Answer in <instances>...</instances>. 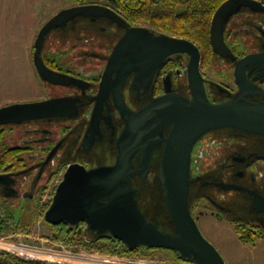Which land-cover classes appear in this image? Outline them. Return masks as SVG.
I'll use <instances>...</instances> for the list:
<instances>
[{
	"label": "water",
	"instance_id": "obj_1",
	"mask_svg": "<svg viewBox=\"0 0 264 264\" xmlns=\"http://www.w3.org/2000/svg\"><path fill=\"white\" fill-rule=\"evenodd\" d=\"M240 8L264 16L263 0L222 1L210 22L213 52L232 56L222 31L225 18ZM102 16L126 30L108 55L91 113V127L96 129L103 104L108 95H112L124 122L114 141L115 157L110 163L102 162L88 168L78 162L69 163L43 219L51 225L83 222L85 231L112 236L128 250L139 246L169 248L185 261L195 264H225L218 250L202 235L190 210V201L194 197L191 190L192 149L204 133L220 127L264 134V101L246 98L252 91H259L245 74L249 66L264 74V51L249 53L236 61L234 75L238 90L227 100L212 102L205 91L198 67L200 52L194 42L154 34L143 27H129L109 6L80 3L58 10L42 24L35 36L32 63L45 85H79L83 82L81 78L53 69L46 63L43 48L49 34L65 28L77 17ZM174 53L190 56L189 95L164 85L163 94L137 109L129 108L121 93L126 75L135 71L134 81H149L165 58ZM77 107L68 96L11 102L0 106V126L46 117L74 116ZM166 127L169 130L165 134ZM160 145L162 153L157 169L153 179H149L153 151ZM138 152L140 155L136 158ZM138 175L145 177V183L155 181L156 201L148 204L146 199L147 205L143 204V189L135 179ZM8 177V173H0V185L10 182ZM154 207L156 210L152 211ZM161 219L170 224L169 230L164 229Z\"/></svg>",
	"mask_w": 264,
	"mask_h": 264
},
{
	"label": "flooded vegetation",
	"instance_id": "obj_2",
	"mask_svg": "<svg viewBox=\"0 0 264 264\" xmlns=\"http://www.w3.org/2000/svg\"><path fill=\"white\" fill-rule=\"evenodd\" d=\"M167 1L170 5L165 7V19L161 22L154 17L155 14L140 20L126 12L124 7L112 8L105 0H86L85 3L111 7L129 27H143L154 34L194 42L200 52L198 67L208 99L212 102L227 100L238 90L234 75L236 61L249 53L264 51L263 14L240 8L225 18L222 35L232 53L230 57L213 52L210 46L211 18L224 0L213 10L206 36L204 28H192L195 20L199 26L202 24L204 8L200 0ZM184 24L188 29L180 27ZM125 32L123 26L102 16L77 17L65 28L55 29L49 34L43 48L46 63L53 69L81 78L83 82L65 86L47 84L43 98L68 96L75 101L78 111L74 116L46 117L0 126L6 149H12L10 152L17 155L16 161H8L0 167V173H8L10 181L0 185V207L5 202L49 205L69 163L78 162L88 168L114 160V141L124 122L112 95H108L103 104L96 129L91 127V113L108 55ZM196 42H209L210 51L203 53ZM189 59L187 53L168 55L149 81H134L137 73H128L121 87L127 106L131 109L143 106L153 97L163 94L164 85L189 95ZM245 74L259 91H252L246 98L254 102L264 101V74L250 66ZM168 130L166 127L164 133ZM153 152L147 175L149 179H153L156 172L162 146H157ZM139 155L138 152L136 158ZM191 175L194 197L190 201V210L196 222L201 216L210 214L232 223L234 229L238 226L244 233L251 231L264 237V134L233 127H220L204 133L192 149ZM136 177L139 188L143 189V204H146L150 195L156 196L157 185L155 181L145 183V177ZM48 191L50 195L45 200ZM155 210L154 207L152 211ZM67 225L77 227V233L83 236L90 234L85 231L83 222ZM0 264L55 263L25 260L0 252Z\"/></svg>",
	"mask_w": 264,
	"mask_h": 264
},
{
	"label": "rangeland",
	"instance_id": "obj_3",
	"mask_svg": "<svg viewBox=\"0 0 264 264\" xmlns=\"http://www.w3.org/2000/svg\"><path fill=\"white\" fill-rule=\"evenodd\" d=\"M75 3L73 1L63 0L62 5L64 8ZM9 77V80L14 83L16 80L14 74L10 73ZM21 78L25 79L23 75H21ZM34 94L32 98H26L24 100H5L0 106L15 101H30L43 98L45 96V84L41 80L39 81V79ZM2 133L4 134V132ZM49 195L50 191L45 195V200L49 198ZM47 206V204L28 206L5 202L0 207V226L3 227L2 229L0 228V237H6L8 240L26 247L62 253L60 255L70 252L93 257L94 253H98L82 247L75 250L71 244L55 240L53 238L55 230L43 219V213ZM7 211L10 213H7ZM197 224L202 235L218 250L225 264H264V237L257 238L254 244H246L238 238L232 223L215 218L210 214L201 216ZM73 228L75 227H71V229ZM9 254L21 258L13 253ZM25 260H35L42 263L72 264L58 256H54L53 259Z\"/></svg>",
	"mask_w": 264,
	"mask_h": 264
},
{
	"label": "crops",
	"instance_id": "obj_4",
	"mask_svg": "<svg viewBox=\"0 0 264 264\" xmlns=\"http://www.w3.org/2000/svg\"><path fill=\"white\" fill-rule=\"evenodd\" d=\"M62 4L63 0H0V104L35 95L40 78L32 63L33 42L42 24Z\"/></svg>",
	"mask_w": 264,
	"mask_h": 264
},
{
	"label": "trees",
	"instance_id": "obj_5",
	"mask_svg": "<svg viewBox=\"0 0 264 264\" xmlns=\"http://www.w3.org/2000/svg\"><path fill=\"white\" fill-rule=\"evenodd\" d=\"M73 2H81L85 3L86 0H67ZM108 4L112 6V8L124 7V10L129 14H133L134 17L138 19H144L145 16L155 14L154 17H157L158 21H164V10L165 7L169 6L170 3L167 0H105ZM202 3L203 15H202V24L199 26L198 20L193 21L192 28L195 29H205L206 31L209 25V20L213 10L217 7V5L221 2V0H200ZM264 1V0H263ZM111 8V7H110ZM206 9V10H205ZM159 10V11H158ZM182 29H188V27L184 24ZM193 31V29H191ZM202 49L203 53L205 50L210 51L209 42H196ZM43 58L46 61V53L43 52ZM12 149H6V145L3 142V133L0 130V167L4 165V163L8 161H16L17 155L13 152ZM3 161V162H2ZM148 197L149 202L156 201V198L153 195ZM146 203V204H147ZM7 213H10L7 211ZM160 221H163L161 219ZM53 230H55V234L53 238L58 241H63L73 246V249L78 250L81 247L90 251H95L98 253L106 254V255H130V256H139L143 258H157L163 261H173L178 262L182 261L181 257L178 254L169 248L162 247H144L139 246L133 249L132 252H128L124 244L109 235H96L94 233L86 234L87 236H83L81 233H77V227L71 229V226L67 224H58L51 225L47 223ZM162 226L164 229L169 230L170 224L167 221L162 222ZM2 229L3 227L0 226ZM235 232L237 233L238 238L246 243V244H254L257 238H260L262 235L255 234L251 231L248 233H244L238 226L235 227ZM155 256V257H153ZM185 261V260H184Z\"/></svg>",
	"mask_w": 264,
	"mask_h": 264
},
{
	"label": "built area",
	"instance_id": "obj_6",
	"mask_svg": "<svg viewBox=\"0 0 264 264\" xmlns=\"http://www.w3.org/2000/svg\"><path fill=\"white\" fill-rule=\"evenodd\" d=\"M0 251L13 253L24 259L42 260L53 259L54 256H58L66 259L69 263L74 264H195L194 262L189 261L166 262L157 258H143L139 256L117 254L106 255L101 253H94L93 257H87L85 255L68 252L66 254L60 255L62 253L16 244L15 242L8 240L6 237H0Z\"/></svg>",
	"mask_w": 264,
	"mask_h": 264
}]
</instances>
